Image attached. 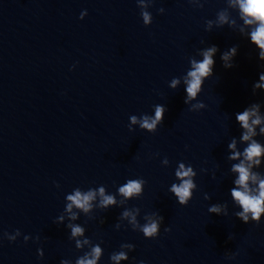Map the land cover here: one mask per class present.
Segmentation results:
<instances>
[{
  "label": "water",
  "instance_id": "1",
  "mask_svg": "<svg viewBox=\"0 0 264 264\" xmlns=\"http://www.w3.org/2000/svg\"><path fill=\"white\" fill-rule=\"evenodd\" d=\"M144 3L0 0V264H75L90 250L75 241L86 237L102 241L98 264H115L109 257L116 251L129 257L119 264H264V213L259 224L243 223L231 196L238 187L232 166L252 141L262 152L250 168L258 177L250 191L258 193L264 180V89L253 88L264 60L250 41L255 25L244 24L235 0ZM144 10L152 16L147 25ZM213 45L212 76L185 104L191 61H202ZM232 47L225 68L221 56ZM197 101L206 107L189 111ZM254 103L261 123L244 141L235 114ZM157 105L166 110L149 132L140 122L154 118ZM181 163L192 167L196 185L186 206L169 191L180 183ZM129 179L146 181L139 197L118 192ZM101 187L116 199L106 211L98 208ZM76 190L97 195L88 213L73 207L77 218L70 219L66 197ZM212 205L222 212H208ZM135 207L140 224L152 213L163 216L155 239L133 231L128 218L118 221ZM69 224L84 227V235L70 241Z\"/></svg>",
  "mask_w": 264,
  "mask_h": 264
},
{
  "label": "clouds",
  "instance_id": "2",
  "mask_svg": "<svg viewBox=\"0 0 264 264\" xmlns=\"http://www.w3.org/2000/svg\"><path fill=\"white\" fill-rule=\"evenodd\" d=\"M140 4L144 9L148 7V5L144 3V0H140ZM235 4L239 6V11L241 18L244 20V24L255 25L250 32V41L260 49L259 59L264 60V0H235ZM158 11L163 13L164 9L160 8ZM141 16L143 17L145 25L152 22V16L149 11H142ZM219 21L221 24L226 23L227 17L221 15L219 17ZM241 31H243V29ZM216 51L217 47L213 45L207 48V50L202 51V61H191L192 70L189 71L185 77V83L187 85V96L184 100L185 104H188L190 101L197 98L198 93L202 90L204 80L212 76V66L214 64L212 57ZM235 53L236 48L232 47L228 52L221 56V60L224 62L225 68L232 67L229 60L235 55ZM259 80L260 83L253 85L254 89H264V72L259 74ZM177 83L178 80L174 79L170 86L174 88ZM205 107L204 103L197 101L195 104H192L188 110L196 112L198 109ZM258 108L259 104L254 103L251 108H245L242 112L235 114L236 121H238L239 125L246 130L241 137L244 141L250 140L251 136L255 135L254 126L261 123V117L257 114ZM165 110L166 109L163 106L157 105L155 117H143L140 122L141 128L147 129L149 132H154L157 124L162 122ZM131 121L132 123H136V117H131ZM260 131L264 132V128H261ZM228 147L234 149L235 142L229 144ZM261 152V145L256 141H252L247 148L244 149V159L241 160L240 163L232 166V171L238 173V178L234 181L238 187L231 189V196L238 203L240 208H242V211L236 212L235 215L245 224L249 223L250 218L253 223L259 224L261 214L264 213V180L259 181L258 193L253 194V192L249 189V182L251 181L252 183H256L258 179L257 174L250 172V168L253 164L258 165L260 163L258 157L261 155ZM239 156L240 153L234 152L230 159L235 160ZM175 175L180 179V183L173 184L169 191L174 194L179 205L186 206L192 198V189L196 187L191 178L194 175L193 169L190 166L185 168V165L181 163L179 168L176 170ZM145 183L146 181L144 179H129L123 185L119 186L118 192L126 199L139 197L142 194V185ZM98 194L101 197L98 208L102 211H106L109 205H114L116 203V199L113 195H105L103 187L99 188ZM96 195L97 193L92 190L83 194L79 190H76L74 194L68 195L66 199L70 203L66 205L65 211L71 213L70 219L77 218V214L72 212L73 207L82 210L84 213H88L93 207L91 201L95 199ZM138 212L139 208L137 207H135L134 211L125 209L118 217V221L128 218L129 224L133 225V231L139 229V232L143 234L144 238L155 239L159 235L160 226L164 219L163 216L158 213H152L151 215L155 216L154 219H150L146 216L145 219L147 222L140 224L135 214ZM208 212L217 213L219 215L222 212V208L220 205H212L208 208ZM224 215L227 216L226 210L224 211ZM60 219H62V217ZM92 219H95V216L88 217V220ZM100 222L103 223L104 221L101 220ZM120 227L121 225L119 222L115 224L116 229H119ZM66 228L71 229L70 236L68 237L70 241L72 238L82 236L85 233V228L80 225L69 224ZM164 231L168 232L170 229L165 227ZM19 234V230H16V235L18 236ZM24 239L26 241L28 237H25ZM229 239H231V237H229ZM8 240L10 243L14 242L16 240V236H8ZM100 243H102V241ZM100 243H92L88 237H86L83 241L76 240L75 246L77 248H81L83 245H90V250L77 257L75 264H98V261H100L103 254V249L100 246ZM120 247L128 248L129 251L134 249V245L128 243L121 244ZM37 256L38 258H43L42 248L37 249ZM233 256H235L234 253ZM128 259V254L124 251L113 252L109 257V260L115 262V264H119V261L121 260ZM60 264H68V261L62 259ZM140 264H143V262L141 261Z\"/></svg>",
  "mask_w": 264,
  "mask_h": 264
}]
</instances>
